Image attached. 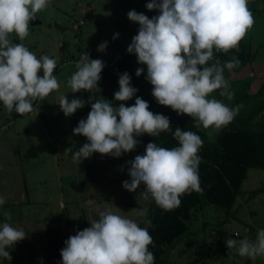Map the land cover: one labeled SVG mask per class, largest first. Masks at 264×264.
Listing matches in <instances>:
<instances>
[{
    "label": "clouds",
    "instance_id": "obj_1",
    "mask_svg": "<svg viewBox=\"0 0 264 264\" xmlns=\"http://www.w3.org/2000/svg\"><path fill=\"white\" fill-rule=\"evenodd\" d=\"M49 2L0 0V102L9 113L23 116L32 112L34 102L60 87L53 75L59 58L37 57L23 43L12 42L13 34L20 41L29 36L30 22L48 8ZM146 8L158 14L149 18L136 10L127 13L128 19L139 25L127 52L135 54L137 62L146 66L145 78L152 85L151 94L157 103L171 108L177 115L189 116L198 129L201 126L220 129L231 123L240 106L232 108L210 97L220 90V96L234 99L235 93L230 90L224 73L226 69L239 67L241 61L232 56L221 62L214 57V51L239 50L240 42L255 23L248 0H150ZM118 36L119 33L114 34L113 39ZM107 44V41L100 43L97 51L104 52ZM105 66L101 59H90L88 52L82 53L67 86L72 93L92 92L102 79ZM144 71V67L137 68L136 76ZM118 84L114 100L122 103L117 107L103 97L95 99L87 118L81 119L73 129L74 135H82L88 142L77 151L70 147L64 153H71L73 161H82L93 153L118 158L135 150L140 143L135 137L172 132L179 146L168 149L155 142L148 143L143 155L127 162L130 180L123 181L122 186L136 192L143 185L144 191L140 193L143 199L151 198L165 210L178 207L179 197L185 192L202 193L198 173L201 137L180 127L173 131L169 117L150 111L149 103L136 96L138 89L132 86L129 73L120 74ZM133 97H136L133 105L123 103ZM92 100L90 96L89 102ZM58 104L67 117L83 108L85 101L69 100L67 95H62ZM6 202L7 198L0 195V208ZM2 214L5 222L0 223V257L11 261L7 249L27 238V233L10 223V210ZM146 214L147 209L137 212L139 216ZM90 225L64 241L61 264H154V254L149 251L153 239L147 228L140 227L135 220L105 210ZM225 243L241 257H264V228L257 231L255 240L228 238Z\"/></svg>",
    "mask_w": 264,
    "mask_h": 264
},
{
    "label": "rangeland",
    "instance_id": "obj_2",
    "mask_svg": "<svg viewBox=\"0 0 264 264\" xmlns=\"http://www.w3.org/2000/svg\"><path fill=\"white\" fill-rule=\"evenodd\" d=\"M148 2L150 0H50L48 8L37 13L43 23L34 27L30 24V34L24 41L13 34V43H23L37 57L59 58L53 75L60 87L43 100L34 102L33 111L23 116L9 113L0 102V195L7 198L0 208V223L5 222L3 211L10 210V223L27 233V238L11 248V261L0 257V264L53 261V254L60 255L65 247L64 241L77 230L90 227V222L98 219L101 211L125 215L140 227L147 218L148 214L137 215L149 200L140 195L143 185L136 192H129L122 186L123 181L130 180L127 162L142 153L122 154L118 158L93 153L82 161H73L72 154L64 151L70 147L77 151L88 142L86 137L74 135L73 129L81 119L87 118L95 99L103 97L117 107L122 103L114 100V92L119 90L118 79L124 69L113 65L122 45L128 43L139 28L128 19L127 13L147 11ZM255 6L263 11H254ZM248 7L255 23L246 39L254 32L253 43L258 46L264 43V0H248ZM58 24L67 29L70 25L79 28L63 33ZM116 33H119L115 39L118 41L113 39ZM105 41L107 48L111 46L110 51H97L98 45ZM255 44L252 47L257 48ZM83 51L98 53V57L90 56V59H101L106 65L104 68L112 70L103 69L102 79L92 92L72 93L67 80L76 71L75 62ZM39 75H43L42 70ZM248 75L254 76L250 88L254 93L264 81V46L252 65L237 74ZM62 95H67L69 100L80 98L85 106L66 117L58 104ZM214 95L213 92L210 98H215ZM90 96L93 97L91 102ZM221 101L228 105L224 98ZM123 103L131 106L133 100ZM220 130L208 128V139L215 140ZM116 178L119 181L113 182ZM251 193L255 194L250 196ZM230 210L228 213L229 210H219L208 203L198 212L188 236L162 264H264V257H241L225 243L228 238L255 240L257 231L264 228V169H248ZM44 248L53 254L48 256Z\"/></svg>",
    "mask_w": 264,
    "mask_h": 264
},
{
    "label": "trees",
    "instance_id": "obj_3",
    "mask_svg": "<svg viewBox=\"0 0 264 264\" xmlns=\"http://www.w3.org/2000/svg\"><path fill=\"white\" fill-rule=\"evenodd\" d=\"M254 11L262 12L263 10L255 6ZM143 13L145 14V11ZM58 26L62 32L79 28L75 25H70L68 29L61 24ZM251 30L252 28L249 33ZM137 32L138 28L130 36V41L122 47L119 57L113 65L114 68L121 67L124 72L129 73L132 86L138 89L136 96L147 101L150 106L149 110L153 113L169 117L170 127L173 131L176 127H180L182 130L195 132L203 140V146L198 153L201 157L198 173L203 192H185L179 197L181 201L179 206L171 210L159 207L151 198H149L147 205L142 207L147 209L148 216L145 221H151L150 224L145 223V221L141 223L144 225L141 227L147 228L153 239V243L149 245V251L154 254V264H162L178 243L188 236L199 211H203L209 203L219 210H229L228 213H230V209L234 206L241 191L248 169H264V81L256 92L251 93L250 88L254 76H237L238 73L249 68L257 59L259 50L264 46V43H260L258 46L253 43L255 34L251 32L247 39L245 36L240 42L238 51L236 49H232L228 53H216L214 51V57L220 59L221 62L230 60L232 56L238 57L241 61L239 67L231 71L226 69L224 73L225 78L230 82V90L235 93L234 99L229 100L226 96H220V90L214 91L216 99L224 98L229 107L235 108L239 105L240 109L234 120L221 128L215 140H209L207 137L208 129H204L202 126L199 129L196 128L192 118L187 115H177L171 108L159 105L152 96V85L145 78L146 66L137 62L135 54L127 52V47ZM254 44L257 48L252 47ZM66 58L64 57V59ZM139 67H144L145 71L137 77L136 69ZM104 70H112V68L107 67ZM132 100L134 104L135 98ZM135 138L140 141L138 146L135 150L123 155L144 154L146 145L150 142H155L158 146L168 149L179 146L178 141L173 138L172 132H163L159 136L153 137L142 134ZM116 181L119 179H113V182ZM253 194L251 193L250 196ZM57 220L60 221V217ZM46 234L49 238V232ZM8 250L11 253V249ZM44 250L48 256L53 254L49 249L44 248ZM52 257L55 264H61L60 255L53 254ZM53 261L46 260L45 264H50Z\"/></svg>",
    "mask_w": 264,
    "mask_h": 264
},
{
    "label": "water",
    "instance_id": "obj_4",
    "mask_svg": "<svg viewBox=\"0 0 264 264\" xmlns=\"http://www.w3.org/2000/svg\"><path fill=\"white\" fill-rule=\"evenodd\" d=\"M42 23H43V21H42V19L39 18L38 15H37V19H35L34 21H31L30 22L31 26H33V27L36 26V25H38V24H42ZM89 55L91 57H97V54L96 53L89 52Z\"/></svg>",
    "mask_w": 264,
    "mask_h": 264
},
{
    "label": "built area",
    "instance_id": "obj_5",
    "mask_svg": "<svg viewBox=\"0 0 264 264\" xmlns=\"http://www.w3.org/2000/svg\"><path fill=\"white\" fill-rule=\"evenodd\" d=\"M158 13L154 10V11H145V15H147L149 18H151L154 15H157Z\"/></svg>",
    "mask_w": 264,
    "mask_h": 264
},
{
    "label": "crops",
    "instance_id": "obj_6",
    "mask_svg": "<svg viewBox=\"0 0 264 264\" xmlns=\"http://www.w3.org/2000/svg\"><path fill=\"white\" fill-rule=\"evenodd\" d=\"M146 11V10H145ZM63 33H66V32H63ZM123 40H125V39H123ZM122 40V41H123ZM115 41H118V40H115ZM125 45V43L122 45V47ZM110 49H111V46H108V48L105 50V52H108V51H110ZM97 57H98V53H97ZM108 62H112V61H108Z\"/></svg>",
    "mask_w": 264,
    "mask_h": 264
},
{
    "label": "flooded vegetation",
    "instance_id": "obj_7",
    "mask_svg": "<svg viewBox=\"0 0 264 264\" xmlns=\"http://www.w3.org/2000/svg\"><path fill=\"white\" fill-rule=\"evenodd\" d=\"M39 16V15H38ZM39 18H40V16H39ZM83 52H85V51H83Z\"/></svg>",
    "mask_w": 264,
    "mask_h": 264
}]
</instances>
